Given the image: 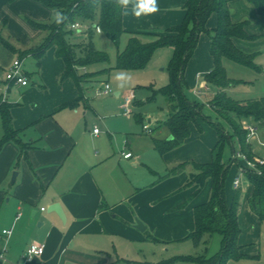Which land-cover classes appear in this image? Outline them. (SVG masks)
Returning a JSON list of instances; mask_svg holds the SVG:
<instances>
[{"label":"crops","instance_id":"0c3cea01","mask_svg":"<svg viewBox=\"0 0 264 264\" xmlns=\"http://www.w3.org/2000/svg\"><path fill=\"white\" fill-rule=\"evenodd\" d=\"M14 1L26 8H38L30 2L33 0ZM186 1L156 0L158 11L136 17L133 0L123 12L126 33H167L170 27L184 20ZM13 6L9 0H0V18L8 16ZM229 7L233 21L247 20L246 31L256 36L252 40L234 38V43L245 52L251 51L252 43L264 34V20L248 0H232ZM217 25L218 15L214 12L207 28L214 30ZM144 39L152 37L148 35ZM1 48L0 45L2 53ZM52 50L55 54L54 47ZM59 60L55 80L49 84V89L47 83L41 90L29 87V83L14 84L7 79L6 85L0 84V100L12 104L13 123L20 131L18 139L21 142L11 140L0 149V264H110L105 257L108 251L100 245L105 237L116 243L118 239L142 238L144 232L151 240H186L195 229V207L211 196L212 179H207L204 187L197 191V184L186 186L191 166L180 173L163 176L182 162H210L218 138L211 133L206 139L203 133L193 132L191 123L190 137L181 145L161 153L154 139L167 138L170 134L160 124L153 143L137 147L133 141L121 144L113 138L108 142L101 136V131H94L96 127L92 131L88 129V110L92 108L89 98L80 94L72 79L59 83L65 66L63 60ZM11 65H7L8 69ZM213 66L211 38L204 32L186 67L187 87L191 89L202 82L210 90L204 77ZM14 86L23 91L13 93ZM53 87L56 91L52 93ZM6 90L9 91L7 95ZM211 92L215 97L216 87ZM80 95L82 98L77 106L58 109ZM121 95L120 91L116 92L115 100L111 102L114 119L121 117ZM148 121L151 122V118ZM107 130L113 136L116 127L108 123ZM3 132L0 112V140ZM127 152H131L132 157L126 158L124 153ZM14 172L18 173L12 183ZM239 187L234 183L231 197L226 190L228 203L233 201ZM252 191L250 184L247 200L243 201L239 211V244L245 257L227 264H238L235 261L240 260L247 261L243 264L262 261L264 223L250 207ZM54 203L61 204L65 220L55 211H48ZM34 210L36 213L32 217ZM138 219L146 225V230L137 228ZM5 229H11L12 233L3 234ZM33 243H44L45 251L28 260L26 251ZM116 254L118 256V252Z\"/></svg>","mask_w":264,"mask_h":264},{"label":"trees","instance_id":"16d2710c","mask_svg":"<svg viewBox=\"0 0 264 264\" xmlns=\"http://www.w3.org/2000/svg\"><path fill=\"white\" fill-rule=\"evenodd\" d=\"M53 12L48 22H38L29 19L34 29L46 32L41 43L33 46L27 51L17 49L0 32V43L13 53L20 52L23 56L32 55L41 65V60L48 49L54 47L57 58L63 60L64 71L60 81L72 79L80 94L83 93V84L93 81L109 69L83 72L88 66L106 62L109 60L105 52L95 49L90 36L92 28H100L111 40L119 43L121 36L127 31L123 24V12L126 7L120 5L118 0H33ZM232 0H187L184 4L186 11L182 23L172 26L165 34H152L142 32H129L126 48L118 53L116 68L137 69L145 67L153 53L160 47H173L174 53L170 61V83L151 94L148 100H155L158 95L167 98L170 105L169 116L161 125L165 127L172 139L155 138V146L161 153H165L181 145L191 135V123L202 115V106L198 102L189 100L186 96V67L193 56L200 35L208 33L211 38V54L214 66L204 79L208 84L216 87L217 93L210 106L213 111L226 121L232 131L236 134L241 145V152L247 160L256 164L255 168L243 169L253 187L249 204L254 213L257 214L261 223H264V163L256 162V157L250 147L247 131L244 129L243 120L252 119L257 122L264 121V97L261 99L236 100L229 96L225 89L236 81L229 78L224 66V59L228 58L240 65L259 69L254 64V55L238 48L234 38L246 40L255 39L246 31L249 24L247 20L235 22L232 19L229 3ZM257 9L264 20V0H248ZM63 16L61 22H56V14ZM218 15V25L214 30L207 28L208 20L212 13ZM99 15V21L86 32L89 42L80 46L71 43L75 29L72 27L78 20L93 21ZM6 21V19H4ZM150 40L144 39L146 36ZM98 75V76H97ZM80 98L61 105L58 109L75 107ZM12 104L0 100V112L2 114L3 137L0 140V149L9 141L18 139L19 130L14 127L11 114ZM218 132V140L212 149V160L210 162L186 161L174 166L163 177L177 174L192 167L190 177L186 186L197 184L198 190L204 187L207 179H212V192L208 201L198 205L194 210L195 229L185 238L191 240L196 247L202 243L208 244L206 235L219 233L222 237V247L213 257L204 253L196 255H178L172 261H186L192 264H227L230 260H239L245 255L241 252L239 238L241 227L239 224V211L241 207V187L237 188L233 201L228 203L226 196V176L231 164L223 160L224 145L231 136L224 130L221 122L210 121ZM21 144V142H20ZM25 148L24 144L21 145ZM196 191V192H197ZM157 241L156 238H152Z\"/></svg>","mask_w":264,"mask_h":264},{"label":"rangeland","instance_id":"374dc122","mask_svg":"<svg viewBox=\"0 0 264 264\" xmlns=\"http://www.w3.org/2000/svg\"><path fill=\"white\" fill-rule=\"evenodd\" d=\"M9 2L14 3V6L11 7L13 9L9 10L8 16L0 18V32L17 49L27 51L41 43L46 35L45 31L34 29L30 25L29 19L38 22H48L52 18L53 12L44 5L33 3V1L30 2L38 8H26L14 0H9ZM3 18H6V21ZM98 21L99 15H96L93 21L78 20L77 22L82 25V28L80 30L75 29L73 36H71V43L80 46L89 42V34L86 32L91 26L96 25ZM90 39L95 49L105 52L109 60L90 65L87 70L82 69V71L89 73L103 69H109V71L99 75L93 81L84 83L82 86L83 93L89 98L91 107L94 109L88 110V129L92 131L95 127L98 128L101 131V136H105L108 142H111L113 138L121 141V144L124 141H133V145L137 147H141L145 143H153L154 137L158 135V126L163 124L168 118L169 102L163 95H158L155 100H148V96L154 94V90L157 91L170 83L171 73L169 66L174 53L173 47L158 48L153 53L149 63L143 68L121 69L116 68L118 53L126 48L129 39L128 33H124L119 43H115L101 30L93 27ZM252 44L255 46L252 45V50L248 52L255 54L254 64L259 69L240 65L228 58L224 59V66L228 77L236 81L234 84L228 86L225 91L236 100L261 99L264 97V34H261L259 40ZM0 45L2 46V53L0 52L1 85H6L4 82H6L7 65L13 63L14 59H21V70L27 74L29 87L41 90L44 84L47 83L48 89L50 88L49 84L54 82L56 70L58 69L56 62L60 64V60L55 56L52 48L47 50L42 59V64L39 66L34 56H23L20 52L13 53L3 44L0 43ZM119 74H123L124 79H117ZM35 80L38 82L36 83ZM59 83H62L60 79ZM106 83L111 86L109 93H105L104 91ZM202 84L200 82L194 88L190 89L186 87L185 90L189 100L198 102L202 106V115H199L196 118V122H193L192 130L193 132L197 130L199 133H203L206 139L210 137L211 133L218 138V132L210 121H219L222 123L224 130L230 134L231 139H228L224 145L223 160L226 163H230L232 159L236 158V161L231 164L227 172L225 187L228 192L227 194L231 197L232 194L230 192L233 191L235 180L239 178L241 181L242 204L245 199L247 200V194L250 189V182L243 174V169L247 166V159L242 156L241 145L230 125L220 118L210 106L214 98L211 95L214 93L211 91L215 86L208 84L210 91ZM12 89L13 93L23 91V89L17 86H14ZM51 89L52 93L56 91L55 87ZM119 91L122 93L121 99L123 100L120 112L121 117L114 119L111 113L114 105L111 102L115 100V94ZM7 92L9 91H5L6 95ZM128 98L131 99L127 106L126 102ZM149 118H151V122L148 121ZM108 123L116 127V132L113 133V136H110L107 132ZM249 124L256 128V134L250 135L247 133L250 147L256 158L264 159V121L243 120L244 127ZM144 125H148L151 130L146 132ZM244 129L248 132L246 128ZM238 153H240V157H238ZM37 218L38 216L35 221ZM141 234H143L142 238H128L125 241H119L120 239H118L116 243H113V239L105 237L104 242L100 245L108 251L105 252L107 254L105 257L111 261L110 264H192L186 261H169L178 254L196 255L204 253L211 258L222 247V237L219 233L206 235L205 238L209 239L208 244L202 243L199 247H196L188 239L162 242L151 240L147 233L144 234L142 232ZM114 245L117 246V250ZM89 249H91V246H89ZM116 252H118V256ZM109 255H113V257ZM262 256V261L254 260V263H251L264 264V250ZM27 259L30 260V258ZM245 262L247 261H235L238 264ZM14 264L19 263L16 262Z\"/></svg>","mask_w":264,"mask_h":264},{"label":"built area","instance_id":"2783aa9c","mask_svg":"<svg viewBox=\"0 0 264 264\" xmlns=\"http://www.w3.org/2000/svg\"><path fill=\"white\" fill-rule=\"evenodd\" d=\"M72 27L74 29H79L80 30V28H82V25L79 22H76V23H74L72 25ZM98 30H100V28H98ZM21 65H22V60L21 59L14 60L12 65L10 66L8 71L6 72V79L9 82H13L14 84L27 85L29 82L27 80L26 74L24 72H22V70H21ZM110 90H111V86L108 83H106L105 87H104L105 93H109ZM130 99L131 98H128V100L126 102L127 106H128V104L130 102ZM144 128L147 131L150 130V127L148 125H144ZM245 128L248 130V133L250 135L256 134V128L254 126L249 124V125L245 126ZM94 131L96 133H99L100 130L98 128H95ZM124 155H125L126 158H130V157H132L133 154L131 152H127V153H124ZM240 156H241L240 153H238V157H240ZM242 156L245 157V155H242ZM256 162H258L260 164H263L264 163V159L257 158ZM255 166H256V164L254 162L247 160V166L245 168H255ZM239 184H240V180L236 179L235 180V186L239 187ZM11 233H12L11 229H5L3 231V234H6V235H10ZM44 251H45V244L44 243H33V244H31L28 247V249L26 251V254H27L28 258H32L34 256L42 255L44 253Z\"/></svg>","mask_w":264,"mask_h":264},{"label":"clouds","instance_id":"9594fccd","mask_svg":"<svg viewBox=\"0 0 264 264\" xmlns=\"http://www.w3.org/2000/svg\"><path fill=\"white\" fill-rule=\"evenodd\" d=\"M133 0H118V3L123 6H127ZM158 11L156 0H134L133 13L136 17H140L142 14H151ZM63 19V16L58 12L56 14V22L59 23ZM117 79H124L123 74H119Z\"/></svg>","mask_w":264,"mask_h":264},{"label":"water","instance_id":"95a60500","mask_svg":"<svg viewBox=\"0 0 264 264\" xmlns=\"http://www.w3.org/2000/svg\"><path fill=\"white\" fill-rule=\"evenodd\" d=\"M173 136H169V139H172ZM17 173L18 172H14L13 173V177H12V183L16 180V177H17ZM48 211H55L63 220L66 219V215H65V212L61 206L60 203H54L52 204L49 208H48ZM36 213V211L34 210L33 211V214H32V217L34 216V214ZM137 228L144 231L146 230V225L141 221V220H137Z\"/></svg>","mask_w":264,"mask_h":264}]
</instances>
